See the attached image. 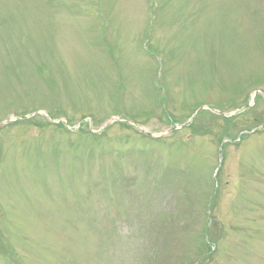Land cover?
<instances>
[{"label":"rangeland","instance_id":"rangeland-1","mask_svg":"<svg viewBox=\"0 0 264 264\" xmlns=\"http://www.w3.org/2000/svg\"><path fill=\"white\" fill-rule=\"evenodd\" d=\"M0 264H264V0H0Z\"/></svg>","mask_w":264,"mask_h":264}]
</instances>
